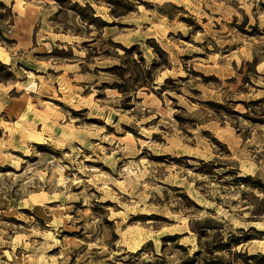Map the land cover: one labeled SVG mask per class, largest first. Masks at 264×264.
Wrapping results in <instances>:
<instances>
[{"label":"rangeland","instance_id":"1","mask_svg":"<svg viewBox=\"0 0 264 264\" xmlns=\"http://www.w3.org/2000/svg\"><path fill=\"white\" fill-rule=\"evenodd\" d=\"M10 3L0 264H264V0Z\"/></svg>","mask_w":264,"mask_h":264},{"label":"crops","instance_id":"2","mask_svg":"<svg viewBox=\"0 0 264 264\" xmlns=\"http://www.w3.org/2000/svg\"><path fill=\"white\" fill-rule=\"evenodd\" d=\"M0 1H4V0H0ZM18 1H19V0H11V3H10V7H12L13 10H14V12H15V17H16V18H15V23H17V25H18V20H17V19L22 17L21 10H19V8H18V10H17ZM47 3H48V2H47ZM32 5H34V4H32ZM34 6H35V5H34ZM40 14H41V12H38L33 18H31L32 22H36L37 19L40 18ZM5 52L8 53V50H4L3 47H0V60L2 59V55H3Z\"/></svg>","mask_w":264,"mask_h":264},{"label":"trees","instance_id":"3","mask_svg":"<svg viewBox=\"0 0 264 264\" xmlns=\"http://www.w3.org/2000/svg\"><path fill=\"white\" fill-rule=\"evenodd\" d=\"M252 229H254V228H252ZM258 256L261 257V258H264V254H255L251 258H256Z\"/></svg>","mask_w":264,"mask_h":264},{"label":"bare ground","instance_id":"4","mask_svg":"<svg viewBox=\"0 0 264 264\" xmlns=\"http://www.w3.org/2000/svg\"><path fill=\"white\" fill-rule=\"evenodd\" d=\"M7 52H5L3 55H2V58H5L7 56Z\"/></svg>","mask_w":264,"mask_h":264}]
</instances>
